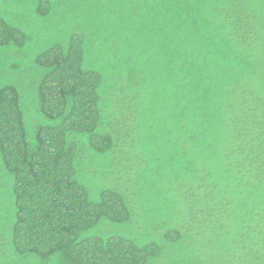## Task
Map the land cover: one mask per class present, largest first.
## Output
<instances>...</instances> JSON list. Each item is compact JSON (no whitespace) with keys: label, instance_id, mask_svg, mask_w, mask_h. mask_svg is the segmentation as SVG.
Here are the masks:
<instances>
[{"label":"trees","instance_id":"obj_1","mask_svg":"<svg viewBox=\"0 0 264 264\" xmlns=\"http://www.w3.org/2000/svg\"><path fill=\"white\" fill-rule=\"evenodd\" d=\"M0 264H264V0H0Z\"/></svg>","mask_w":264,"mask_h":264}]
</instances>
